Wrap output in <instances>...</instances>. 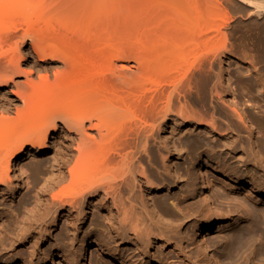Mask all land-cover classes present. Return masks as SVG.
<instances>
[{"label":"bare ground","instance_id":"obj_1","mask_svg":"<svg viewBox=\"0 0 264 264\" xmlns=\"http://www.w3.org/2000/svg\"><path fill=\"white\" fill-rule=\"evenodd\" d=\"M238 31L254 55L230 48ZM231 59L246 71L229 76ZM237 90L260 99L241 102ZM182 100L214 106L201 115ZM260 101L264 105V0H0V202L13 205L22 192L35 191L20 222L0 208V264H53L54 258L88 264L90 250L103 264H176L151 253L176 244L146 206L150 200L136 212L135 195L144 196V185L148 196L169 191L157 167L147 174L144 160L149 156L153 164L162 150L177 152L173 141L161 150L156 145V131L171 117L186 130L203 128L211 141L208 158L189 170L191 189L201 195L203 219L192 227V244L203 264H215L207 238L215 216L233 226H227L233 232L226 256L257 264L254 245L264 244V211H254L264 208ZM47 156L50 164L36 185L25 161ZM209 168L225 190L253 204L246 216L228 210L223 218ZM97 214L106 229L95 218L80 236ZM60 223L64 237L43 249ZM186 264L196 263L187 256Z\"/></svg>","mask_w":264,"mask_h":264},{"label":"rangeland","instance_id":"obj_2","mask_svg":"<svg viewBox=\"0 0 264 264\" xmlns=\"http://www.w3.org/2000/svg\"><path fill=\"white\" fill-rule=\"evenodd\" d=\"M229 44H230L229 45L230 48H232L236 53L235 55L238 56H242L243 54L254 55V51L250 47H246L244 45V42L242 41L241 33L239 31L236 32L232 37H230ZM26 49H29L28 45L26 46ZM4 50L5 52L8 51L7 46L6 48H3L2 52H4ZM5 55L6 56L9 55V53H6ZM28 57L29 56H27L26 59H28ZM25 63H26L25 61L21 62V69L28 70L27 68L28 66ZM225 68L227 70L228 75L232 77L235 75L237 70H240L242 72L246 71L244 66L237 64L236 61L233 59L227 61V66H225ZM237 98L241 102H245L246 100L251 101V98H253L254 100L260 99V97L255 95V93L253 94V97L252 96L250 97L249 94H247L246 92H241L240 90H237ZM182 104L187 109H190L191 111L201 115L208 111L212 112L211 108L212 106H214V104H210V103L199 105L191 100H185V101L182 100ZM260 104H261L260 108H256V110L261 109L264 111L263 102L260 101ZM173 118L174 117H171L170 120H168L162 126L161 129H158L156 131L155 139H157L156 145L157 147L159 145L158 148H160V150L162 149L163 144H166L170 141L175 142L177 146V152L175 153L176 155L174 154L172 148L170 149L171 152L164 149L162 150L163 158L159 157L158 160L156 161L157 163L154 161L152 164V161L150 160L149 156L148 157L146 156L147 158L145 157L146 159L144 160V168L147 170L146 171L147 174L148 175L152 174V172H154L157 169L160 175L159 177H161L160 183L163 182V185H167L168 183L167 186H169V191L163 190L158 194H150V196H148V193H150L151 190L147 191L148 189H146L144 185V196L141 195L139 192L135 194L137 197V204H138L137 205L138 209L136 210V212L139 211L141 206L146 205L143 204L144 198L150 200V202L146 206H150L151 208H153L154 211L160 216V218L163 220V223H161L159 227L163 231H165L168 235L172 236V241H174V244H176L175 247H165L164 250L155 248L153 251H151L153 256H155L156 258H159L161 256L163 257L167 256L170 262L173 261L176 262V264H186L187 256H189L192 258V261L195 262L196 264H203V259L199 257V251H197L195 245L192 244L194 237L193 235L194 229L192 227L197 222H200L203 219L202 216L197 212V210L202 207L201 195H199L197 192H194L191 189L189 183L190 182L189 170L196 161L204 160L205 158H208L206 155V150H208L209 147L211 146V141H210V137L205 133V130L203 128L197 130H193V129L186 130L187 128L181 125L182 121L180 119L176 120V123H173L172 121ZM216 120L217 123L219 124L224 125L226 123L225 119L220 117L218 114L216 116ZM157 147L156 146L152 147L153 149L152 152L158 150ZM219 149L220 148H216V153L217 151L218 153L221 151ZM223 152L224 151L222 150L219 153V155H223V156L227 155L226 156L227 158H230L231 160L233 159L232 155L225 154V152L224 154H222ZM49 159L50 156H47L45 158L43 157L37 158L35 160L29 159L25 161V165L28 166L30 181L33 180L34 184L36 183V185H39V183L40 184L42 183V179H43L42 177L45 175L44 173L50 164V162H47V160ZM177 174H179V180L177 179L175 180L174 178V177H178ZM207 175L213 180V185H214V187L212 188L213 198L218 203V206L220 207L221 212L224 215L223 218H225V216L227 215L228 210L229 211L231 210L233 215L244 214L243 216H246V213L248 214L250 210H252L254 206L245 197V194L233 193L231 191L225 190L223 182H221L219 179L214 177L211 168L208 169ZM171 176L172 177L174 176L173 179H171L172 178ZM159 177L158 180L155 179V181L156 182L158 181V183L160 179ZM151 179L152 181H154L152 177ZM33 182L31 183V186ZM28 190L22 192V194L16 198V202L13 205L9 203L0 202L1 209H7L13 211L12 213L15 215L17 222H20L24 216V213L22 212L23 211L22 207L25 206L27 202L31 201L32 200L31 198L35 194V191L33 192L31 191L32 193H30L27 192ZM126 201L127 200H124L123 202L126 203L125 208L128 209L130 208V204H129L130 202L129 201L126 202ZM125 203H123L122 207H124ZM117 206H114L116 210H118L119 208ZM235 206H240V209L237 211V213L236 211H234ZM254 211L258 214H261V212L264 211V208L263 206H257L256 208L254 207ZM120 213L121 212L119 211V213L116 214V217H118L119 219L122 217ZM95 218H97L99 222H101L100 227L106 229L104 217L101 214H97L94 217L90 216L89 220L85 223V226L83 227L82 231L84 232L81 231L79 233L80 236L90 231L94 227ZM214 218H215L214 221L216 227L213 233L207 236V238H209L210 240V244L212 243L210 254L211 256L215 257L214 263L241 264L243 262L242 257L228 258L226 256L228 253V245L226 243V238L229 237L233 232V230H231L228 227H233V226H228L229 222H227L226 220H222V222L217 223L216 216ZM168 224H172V225H168ZM246 226H247L246 222H243L242 227H246ZM64 235H65V226L63 225V223L62 224L60 223V225L56 229H53L52 231L53 240L51 242L49 241L46 244V246L43 247V249L49 248L52 245V242L53 243L58 242L62 237H64ZM181 236L184 237L182 241H180ZM254 246L256 252L254 253V256L252 258L250 256L252 262L257 264H262V263L264 264V244H261L259 241H257ZM26 250L27 247L21 248V251L23 252H26ZM258 252H261L263 254L259 255ZM94 261H97L99 264H103L101 260L98 259V257L95 255V252L90 250L88 252L87 263L93 264ZM59 262L60 260L58 258H54L53 264H59Z\"/></svg>","mask_w":264,"mask_h":264}]
</instances>
